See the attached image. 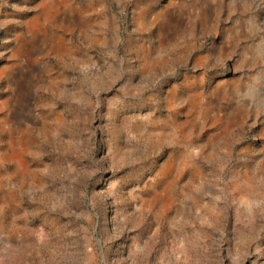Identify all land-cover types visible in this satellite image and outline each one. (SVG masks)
I'll return each instance as SVG.
<instances>
[{"label": "rangeland", "instance_id": "1", "mask_svg": "<svg viewBox=\"0 0 264 264\" xmlns=\"http://www.w3.org/2000/svg\"><path fill=\"white\" fill-rule=\"evenodd\" d=\"M0 264H264V0H0Z\"/></svg>", "mask_w": 264, "mask_h": 264}, {"label": "bare ground", "instance_id": "2", "mask_svg": "<svg viewBox=\"0 0 264 264\" xmlns=\"http://www.w3.org/2000/svg\"><path fill=\"white\" fill-rule=\"evenodd\" d=\"M37 25V24H36Z\"/></svg>", "mask_w": 264, "mask_h": 264}]
</instances>
